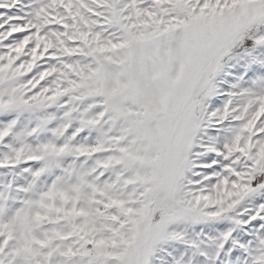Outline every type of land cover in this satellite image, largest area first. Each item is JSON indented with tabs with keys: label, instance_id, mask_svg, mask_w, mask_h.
<instances>
[{
	"label": "snow or ice",
	"instance_id": "obj_1",
	"mask_svg": "<svg viewBox=\"0 0 264 264\" xmlns=\"http://www.w3.org/2000/svg\"><path fill=\"white\" fill-rule=\"evenodd\" d=\"M0 264H264V0H0Z\"/></svg>",
	"mask_w": 264,
	"mask_h": 264
}]
</instances>
